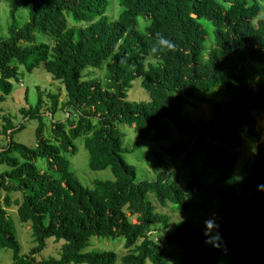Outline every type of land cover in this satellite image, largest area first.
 I'll list each match as a JSON object with an SVG mask.
<instances>
[{"label":"trees","instance_id":"1","mask_svg":"<svg viewBox=\"0 0 264 264\" xmlns=\"http://www.w3.org/2000/svg\"><path fill=\"white\" fill-rule=\"evenodd\" d=\"M6 1L10 22L0 35V102L11 91L19 65L31 70L42 64L66 92L61 102L57 92L49 93L48 113L67 111L51 119L49 138L43 134L41 95L21 108L26 119L38 121L34 145L14 138L25 125L22 120L1 129L7 138L0 163L7 167L0 169V248L11 249L10 264H115L113 248L85 249L90 235H122L131 248L121 256L123 264H167L161 243L148 231L166 224L169 215L155 209L148 193L179 210L206 211L216 204L224 218H232L217 225L214 242L192 218L180 219L164 238L182 249L181 264H218L222 250L228 252L227 264H264V142L252 112L264 108L263 0H230L226 7L216 0H119L114 18L105 13L109 0H21L28 10L22 23L16 17L18 2ZM139 15L149 19L143 30ZM107 59L103 79L82 77L84 67H101ZM139 75L149 99H127L126 89ZM219 82L235 90L219 122L182 115L195 88ZM162 119L212 140L206 147L198 139L187 151L183 142L165 147L172 160L184 153L187 162L206 147L202 167L219 168L212 180L203 181L193 168L184 186L176 169L136 178L116 121L132 125L140 138L158 139L169 134ZM243 126L256 147L236 176L234 149ZM78 136L88 150V166L109 167L113 178L94 179L90 186L78 179L66 155L76 151ZM13 190L19 191L17 197L9 194ZM12 203L19 219L30 222L35 244L29 252H20L7 212ZM51 236L64 240L60 255L37 258L34 253Z\"/></svg>","mask_w":264,"mask_h":264},{"label":"rangeland","instance_id":"2","mask_svg":"<svg viewBox=\"0 0 264 264\" xmlns=\"http://www.w3.org/2000/svg\"><path fill=\"white\" fill-rule=\"evenodd\" d=\"M18 2V8L16 10V17L20 23L24 22L28 16V10L22 6L21 0ZM223 6H228L230 0H216ZM264 3V0H263ZM121 10L119 0H109L105 9V13L114 18ZM140 29L143 30L145 24L149 22L142 16H137ZM10 22L9 5L6 0H0V35H3L7 31L8 24ZM203 23L210 30V37H212V26L206 20ZM209 44L211 38L207 40ZM148 60L154 61V58ZM108 59L103 62L101 67L87 66L84 67L82 72L83 78L98 77L103 79L105 73V66ZM141 75L136 76L130 82V85L126 89V98L130 100H147L149 99L148 91L141 85ZM12 89L6 95V97L0 102V146L4 145L7 136L2 133L1 129L8 121L13 124L24 121L25 125L18 131L14 132V138L20 140L28 145H34L36 142L35 128L37 125L36 118L24 117L22 107L27 108L30 104H34L41 95V110L44 112L43 121L44 128L43 134L46 137L51 138L50 121L52 118H63L67 115V111L63 108H58L53 117L48 113L51 97L50 92L58 93L59 102L66 99V92L64 85L59 79H56L52 74L47 71L42 64L35 66L31 70L25 69L22 65H19V71L16 78H11ZM235 90L231 87H227L225 84L219 82L208 89L201 87L195 88V95L190 97L189 100L183 103L182 115L186 116L191 121L198 120H213L217 123L221 120L223 113L230 103L231 97L234 95ZM253 114L256 119V129L260 134V141L264 142V108L254 109ZM72 114V113H71ZM75 116V115H73ZM25 118V119H24ZM161 124L168 129L169 134L167 136L160 137L158 139L140 138L132 125L124 123L122 121H116L117 127L123 132V144L127 148L123 155L127 162L132 163L135 166L136 178L152 179L156 173L160 170H174L178 172L179 184L184 186L186 180L191 176V169H195L197 174L203 181H210L217 175L219 168L202 167L200 157L206 147H208L212 140L202 133H189L184 130H180L176 127L173 121L169 119H162ZM238 133L241 136V144L234 150L236 152V161L232 166V173L239 176L241 168L245 163L250 162L253 159V153L256 147V142L251 141L246 133L245 126L239 129ZM198 139L206 143L207 146L201 151L192 155L191 162L186 161V157L183 154L177 156L175 159H171L170 155L165 151V147L171 143L183 142L186 150ZM76 143V151L74 153H67V157L70 166L74 174L84 185H91L94 179L113 178V173L109 167L101 169H92L88 166V150L83 144V137L78 136L74 138ZM38 165L42 166V161H38ZM7 165L0 163V169L6 168ZM2 193H5L3 190ZM9 194L12 197H17L19 191L13 190ZM148 197L153 201L155 209L161 212H166L169 215L166 224L157 223L152 225L148 231L150 236H153L155 240H158L162 248L164 249V255L167 259V264H181L180 256L182 249L176 246L173 242L165 239V234L172 231L177 222L184 218L190 217L193 222L200 227L203 231L208 232L210 242H214L217 237V225L222 222L230 221L232 218L226 219L221 211L216 209V204L213 207H209L206 211H195L192 209L179 210L171 205L169 201L165 204L159 203L151 193H148ZM9 218L13 223L16 238L19 242L20 252H29V249L35 244L30 222L21 221L17 214V205L12 203L7 207ZM134 219V217H133ZM206 221H212L210 225L205 224ZM63 239H55L52 236L46 238V244L42 250L37 251L34 255L37 258L47 257L53 255L58 257L61 251V244ZM89 243L85 249H107L113 248L116 251L117 257L115 264H123L121 256L129 251L131 248L125 246L124 237L122 235L116 236H101L90 235ZM218 264H227L228 252L222 250L217 255ZM12 262L11 249L0 248V264H10ZM68 264H75L70 262ZM83 264V263H78ZM146 264H151L149 260Z\"/></svg>","mask_w":264,"mask_h":264},{"label":"clouds","instance_id":"3","mask_svg":"<svg viewBox=\"0 0 264 264\" xmlns=\"http://www.w3.org/2000/svg\"><path fill=\"white\" fill-rule=\"evenodd\" d=\"M161 43H162V44L166 43V44H167V47H168L169 49H171V48L173 47V44H172L171 41H166V40H164L163 38L161 39ZM211 223H212V221H206V222H205L206 226H207V225H210Z\"/></svg>","mask_w":264,"mask_h":264}]
</instances>
